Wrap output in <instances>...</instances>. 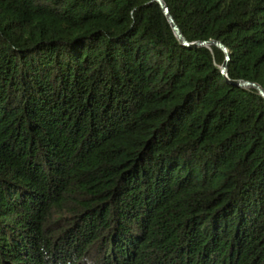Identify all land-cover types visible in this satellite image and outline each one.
<instances>
[{"label":"trees","instance_id":"obj_1","mask_svg":"<svg viewBox=\"0 0 264 264\" xmlns=\"http://www.w3.org/2000/svg\"><path fill=\"white\" fill-rule=\"evenodd\" d=\"M0 0V264H264V0Z\"/></svg>","mask_w":264,"mask_h":264},{"label":"water","instance_id":"obj_2","mask_svg":"<svg viewBox=\"0 0 264 264\" xmlns=\"http://www.w3.org/2000/svg\"><path fill=\"white\" fill-rule=\"evenodd\" d=\"M154 2H156L162 9L175 37L177 38V40L180 42V44L186 48H192V47H215L220 49L226 56V61L225 63L221 66L220 71L221 74L224 75L225 77H227V67H228V62L230 60V53L229 50L222 45L220 42H216V41H209V42H197V43H192L189 44L186 39L183 37V34L181 33L179 27L177 26V24L175 23L173 17L170 14V11L167 7V5L165 4V2L163 0H153ZM232 85H234L237 88H241V89H254L258 92V94L264 99V89L256 84V83H251V82H246V81H235V82H231Z\"/></svg>","mask_w":264,"mask_h":264}]
</instances>
